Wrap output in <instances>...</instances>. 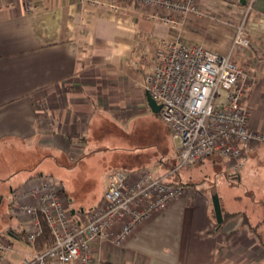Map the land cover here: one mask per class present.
I'll return each instance as SVG.
<instances>
[{
    "label": "crops",
    "instance_id": "0c3cea01",
    "mask_svg": "<svg viewBox=\"0 0 264 264\" xmlns=\"http://www.w3.org/2000/svg\"><path fill=\"white\" fill-rule=\"evenodd\" d=\"M212 1L199 0V5L204 3L210 11L202 10V15L182 20L179 12L121 0L110 1L114 9L109 5L94 6L91 0H35L39 9L31 13L25 12L21 0H2L0 150L23 151L38 146L59 149L64 155L70 150L76 159L81 157L95 115L110 112L115 103L126 109L133 103L147 102L142 65L145 52H153L157 42L179 39L190 46L202 44L219 53L228 52L232 39L222 52L202 34L212 20L226 24L228 11L216 9ZM231 1L243 6L247 0ZM164 16L178 24L164 23ZM253 16L257 24L252 30L246 29V37L261 54L257 35L264 33L260 24L264 19V0H255ZM255 28L259 31L255 32ZM256 52L249 61H257L258 67L250 72L259 78L248 88L245 104L252 112L250 128L264 134V54L260 57ZM242 55L237 51L233 61L247 71L248 61ZM111 97L118 100L113 104ZM254 147L244 148L248 162L241 173L216 157L206 158L198 165L208 164L213 173L237 177L240 182L243 175L254 174L249 163ZM35 177L31 175L19 189ZM210 178L209 174L198 181L169 182L189 184L190 194L140 225L123 246L94 242V263L264 264L261 223H254L251 215L240 208L224 205L215 184L205 180ZM17 190L11 189V193ZM215 194L221 202L222 225L218 224L213 207ZM241 201V196H236L232 202ZM70 202L69 199L68 205ZM17 221L4 236L12 247L6 258L8 264H20L26 255L37 251L26 242L21 229L24 224Z\"/></svg>",
    "mask_w": 264,
    "mask_h": 264
},
{
    "label": "built area",
    "instance_id": "2783aa9c",
    "mask_svg": "<svg viewBox=\"0 0 264 264\" xmlns=\"http://www.w3.org/2000/svg\"><path fill=\"white\" fill-rule=\"evenodd\" d=\"M110 1L114 2L91 0V4L114 9ZM121 1L179 12L182 20L203 13L199 0ZM254 3L244 1V20L237 26L226 53L202 44L190 46L178 39L159 41L151 54H144L146 90L161 106L159 117L179 143L180 168L217 157L239 172L248 162L244 148L264 143V134L250 128L251 112L245 104L249 86L233 61L237 51L251 49L246 22ZM20 4L27 13L39 9L35 0H21ZM162 21L178 24L167 16ZM261 23L264 27L263 18ZM190 192V186L170 184L146 169L118 170L109 175L103 200L85 214L71 210L62 186L51 177L34 179L12 193L9 211L12 218L24 224L25 240L30 246L35 248L42 235L43 221L54 241L46 249L26 255L20 264H95L94 242L123 246L140 225ZM11 251V245L0 235V264H8L6 258Z\"/></svg>",
    "mask_w": 264,
    "mask_h": 264
},
{
    "label": "rangeland",
    "instance_id": "374dc122",
    "mask_svg": "<svg viewBox=\"0 0 264 264\" xmlns=\"http://www.w3.org/2000/svg\"><path fill=\"white\" fill-rule=\"evenodd\" d=\"M210 3L216 9L228 11L226 24L212 20L207 23L208 26L202 34L224 52L228 49L237 26L244 20L246 10L238 1L213 0ZM203 5L200 4L202 10L210 11L204 3ZM246 24L249 30L257 24L253 11ZM257 31L259 29L255 28V32ZM257 36L262 53L256 52L253 46L242 52V56L248 61L247 71L239 68L244 75L243 81L249 88L259 78L257 73L254 75L255 73L250 72L251 68L258 67L257 61L251 64L250 56L253 52L258 53L260 57L264 54V33ZM110 100L114 104L118 99L111 97ZM118 104L112 105L110 112L94 116L84 154L77 159L70 150L64 155L59 149H39L38 146L23 151L18 147L15 148L17 151L12 152L0 150V235L5 236L9 226L18 224L9 211L11 189L22 187L31 175L42 174L51 177L70 197L71 210H83L86 214L104 197L112 172L139 169H146L167 182L179 179L188 183L210 174L211 178L205 180L215 184L224 205L229 204L234 210L240 208L250 214L254 223H261L264 233V143L257 144L249 155L250 170H253L254 174L243 175L240 182L237 177L228 178L224 174L213 173L208 164L180 168L177 151L179 143L173 140L159 114L153 113L147 107V102L145 105L133 103L126 109H122ZM255 110L256 108L253 112ZM176 168H179L177 173L170 176ZM236 196L242 198L239 204L232 202ZM65 200L67 201V198ZM21 229L24 230L23 227Z\"/></svg>",
    "mask_w": 264,
    "mask_h": 264
},
{
    "label": "trees",
    "instance_id": "16d2710c",
    "mask_svg": "<svg viewBox=\"0 0 264 264\" xmlns=\"http://www.w3.org/2000/svg\"><path fill=\"white\" fill-rule=\"evenodd\" d=\"M243 7H244V5H243ZM252 11H253V9H252ZM217 159H219V158H217ZM139 170H144V169H139ZM139 170H137V171H139ZM116 171H118V170H116ZM173 175H174L173 173L170 174V176H173ZM41 177H45V176L41 175V176H37L35 178L37 179V178H41ZM170 184H182V185L190 186L189 184H184V183H170ZM62 194H63V197L67 198V200L69 201L70 197L68 196V194L66 193V191H65V189L63 187H62ZM82 211L83 210H75V213H79V212H82ZM23 229H24V227H23ZM23 232H24V230H23ZM53 241L54 240H53L52 233H51L50 229L48 228L47 224L45 223V221H43V232H42V235L39 237V239L37 240V242L35 244L36 250L37 251H42V250L46 249L47 247H49V246H51L53 244Z\"/></svg>",
    "mask_w": 264,
    "mask_h": 264
},
{
    "label": "water",
    "instance_id": "95a60500",
    "mask_svg": "<svg viewBox=\"0 0 264 264\" xmlns=\"http://www.w3.org/2000/svg\"><path fill=\"white\" fill-rule=\"evenodd\" d=\"M242 4H244V1L242 2ZM146 99L150 110L155 114H159L161 106L158 105L157 102L150 96V93L148 91L146 92ZM212 202H213V207L217 218V222L219 225H222L223 213H222L221 202L218 194H215L213 196Z\"/></svg>",
    "mask_w": 264,
    "mask_h": 264
}]
</instances>
